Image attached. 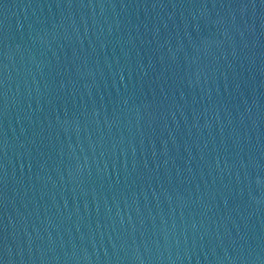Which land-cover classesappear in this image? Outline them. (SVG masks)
<instances>
[{
  "label": "water",
  "instance_id": "95a60500",
  "mask_svg": "<svg viewBox=\"0 0 264 264\" xmlns=\"http://www.w3.org/2000/svg\"><path fill=\"white\" fill-rule=\"evenodd\" d=\"M0 264H264V0H0Z\"/></svg>",
  "mask_w": 264,
  "mask_h": 264
}]
</instances>
